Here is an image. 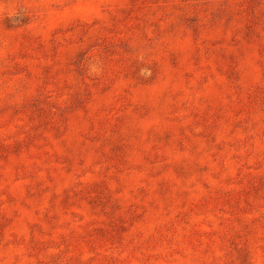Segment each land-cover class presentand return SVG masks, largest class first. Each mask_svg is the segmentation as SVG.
Returning a JSON list of instances; mask_svg holds the SVG:
<instances>
[{
	"label": "rangeland",
	"instance_id": "obj_1",
	"mask_svg": "<svg viewBox=\"0 0 264 264\" xmlns=\"http://www.w3.org/2000/svg\"><path fill=\"white\" fill-rule=\"evenodd\" d=\"M0 264H264V0H0Z\"/></svg>",
	"mask_w": 264,
	"mask_h": 264
}]
</instances>
